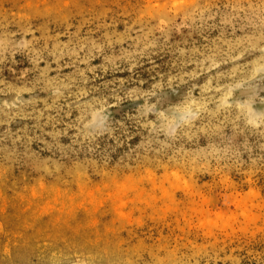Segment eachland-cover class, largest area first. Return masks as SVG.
<instances>
[{"label": "rangeland", "instance_id": "obj_1", "mask_svg": "<svg viewBox=\"0 0 264 264\" xmlns=\"http://www.w3.org/2000/svg\"><path fill=\"white\" fill-rule=\"evenodd\" d=\"M0 264H264V0H0Z\"/></svg>", "mask_w": 264, "mask_h": 264}]
</instances>
